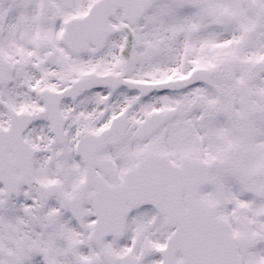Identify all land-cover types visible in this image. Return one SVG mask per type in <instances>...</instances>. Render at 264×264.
<instances>
[{"label":"snow or ice","instance_id":"snow-or-ice-1","mask_svg":"<svg viewBox=\"0 0 264 264\" xmlns=\"http://www.w3.org/2000/svg\"><path fill=\"white\" fill-rule=\"evenodd\" d=\"M0 264H264V0H0Z\"/></svg>","mask_w":264,"mask_h":264}]
</instances>
